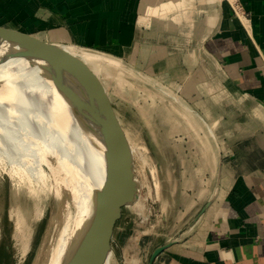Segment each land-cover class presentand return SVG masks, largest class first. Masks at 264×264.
Listing matches in <instances>:
<instances>
[{"label": "rangeland", "instance_id": "obj_1", "mask_svg": "<svg viewBox=\"0 0 264 264\" xmlns=\"http://www.w3.org/2000/svg\"><path fill=\"white\" fill-rule=\"evenodd\" d=\"M38 1L0 0V25L62 43L72 54L73 51L88 52L95 56L94 64L90 65L110 92L133 155L138 198L132 208H124L104 264H147L152 250L167 242L173 247L188 248L194 244V220L204 200L189 207V199L199 191L189 190L184 184L190 177L198 183L204 175L180 173L179 166L184 163L187 167L194 159L179 158L178 155L180 151L195 148L197 132L207 137L211 132L217 136L224 131L231 133L237 129V119L246 121L251 117V111L238 108L232 95L223 98L220 107L217 103H221L224 95L211 93L208 86L196 81L198 79L184 75L182 71L188 72V63L181 62L176 52L185 47L170 45L164 51L162 47L147 44L129 46V40L124 41V36L116 47L108 44L110 21L113 23L110 17L125 21L124 14L102 17L99 21L104 28L95 31L98 35L102 30L105 32L103 44H98L101 38L91 42L88 35L84 45H79L73 38L67 42L59 41L60 29L90 22V17H79L70 24L66 17L61 18L48 8L49 13H42L44 6ZM217 2L209 0L208 4ZM140 35L137 29L138 40H141ZM199 86H202L200 93L195 90ZM198 117L206 123L225 118L229 124H219L212 129L199 122ZM178 137H183L184 141ZM41 165L45 175L31 174L30 180L26 175L12 174L7 162L0 165V264H33L40 248L46 244L53 249L73 230L78 211L71 188L61 186L47 164ZM29 187H35L34 191ZM19 218L20 228L17 226Z\"/></svg>", "mask_w": 264, "mask_h": 264}, {"label": "crops", "instance_id": "obj_2", "mask_svg": "<svg viewBox=\"0 0 264 264\" xmlns=\"http://www.w3.org/2000/svg\"><path fill=\"white\" fill-rule=\"evenodd\" d=\"M39 1L42 13L50 10L70 24L90 17V22L60 29L59 41L73 38L79 45L88 35L91 42L101 38L98 44H103L105 32L95 31L104 28L99 21L124 14L125 21L110 17L108 44L116 47L124 36L129 46L147 44L164 51L170 45L185 47L176 52L181 62L188 63L184 75L198 79L211 93L224 95L221 99L232 95L238 108L251 111L246 121L237 119V129L231 133L211 132L207 137L197 132L195 148L180 151L179 158L194 160L187 167L179 166V172L204 175L198 183L190 177L184 184L199 191L189 199V207L204 200L194 220L195 241L188 248L170 243L153 264H264V0H240L248 13L243 22L226 3L212 5L209 0ZM137 29L141 40L136 38ZM73 53L86 64L95 62L88 52ZM200 88L195 90L200 93ZM223 103L224 99L217 104ZM198 120L212 129L227 122L225 118Z\"/></svg>", "mask_w": 264, "mask_h": 264}, {"label": "bare ground", "instance_id": "obj_3", "mask_svg": "<svg viewBox=\"0 0 264 264\" xmlns=\"http://www.w3.org/2000/svg\"><path fill=\"white\" fill-rule=\"evenodd\" d=\"M16 50L12 42L0 44V165L7 162L12 174L30 180L31 174L45 175V163L61 186L71 188L78 211L73 230L53 249L45 244L33 262L61 264L88 225L94 192L105 184L102 121L99 107L69 76L58 77L40 59L11 57Z\"/></svg>", "mask_w": 264, "mask_h": 264}, {"label": "water", "instance_id": "obj_4", "mask_svg": "<svg viewBox=\"0 0 264 264\" xmlns=\"http://www.w3.org/2000/svg\"><path fill=\"white\" fill-rule=\"evenodd\" d=\"M2 41H9L17 46L11 57L40 59L45 62L44 66L58 77L69 76L80 89L86 91L88 99L91 98L99 107L105 143V184L102 189L94 192L93 213L88 225L61 264H104L124 208H132L138 198L133 155L110 92L90 63L86 64L81 58L67 51L62 47L66 45L62 43L0 25V44ZM70 101L80 113L78 103L72 97ZM170 243L156 246L147 264H153L155 258Z\"/></svg>", "mask_w": 264, "mask_h": 264}, {"label": "built area", "instance_id": "obj_5", "mask_svg": "<svg viewBox=\"0 0 264 264\" xmlns=\"http://www.w3.org/2000/svg\"><path fill=\"white\" fill-rule=\"evenodd\" d=\"M218 2L226 3L229 6L233 16L239 21L243 22L248 20V13L244 9L240 0H218Z\"/></svg>", "mask_w": 264, "mask_h": 264}]
</instances>
